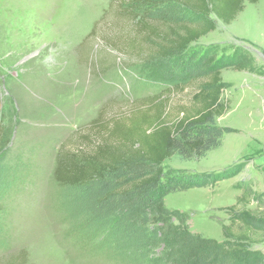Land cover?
<instances>
[{
  "label": "rangeland",
  "instance_id": "374dc122",
  "mask_svg": "<svg viewBox=\"0 0 264 264\" xmlns=\"http://www.w3.org/2000/svg\"><path fill=\"white\" fill-rule=\"evenodd\" d=\"M110 1L0 0V257L26 250L31 264H132L115 249L120 236L113 219L102 225L92 209L78 203L80 190L56 181L57 153L72 147L98 116L125 114L130 104L175 82L187 83L185 69L204 54L245 56L254 68L222 70L221 96L229 109L216 123L231 131L221 145L199 159L174 157L165 169L211 174L240 164L241 170L207 186L171 192L165 205L174 212V225L185 222L192 234L216 239L224 250L234 246L222 227L231 222L229 207L238 197L251 190L248 208L264 206V0H246L230 24L212 14L216 29L167 59L154 52H115L100 34L95 40L104 28L108 35H139L135 19L119 12L131 6L113 8ZM149 4L136 10L156 19L166 12ZM165 6L169 14L180 11ZM196 86L175 91L174 113L192 106ZM250 244L231 253L236 264H264V242Z\"/></svg>",
  "mask_w": 264,
  "mask_h": 264
},
{
  "label": "trees",
  "instance_id": "16d2710c",
  "mask_svg": "<svg viewBox=\"0 0 264 264\" xmlns=\"http://www.w3.org/2000/svg\"><path fill=\"white\" fill-rule=\"evenodd\" d=\"M245 1L111 0L113 8L124 3L131 6L119 12L135 19L139 35L122 34L121 30L108 35L109 30L104 28L94 38L97 40L100 34L103 45L115 52H154V56L172 58L216 29L212 14L230 24L244 9ZM145 3L155 4V8L163 6L166 12L162 11L157 19L150 18V13L140 14L136 8ZM165 5L180 11L169 14ZM112 23L107 21L105 25ZM228 67L238 71L254 68L245 56L229 60L204 54L185 69L190 79L187 83L175 82L172 88L140 99L130 104L125 114L111 111L98 116L72 147L61 146L57 153L56 181L62 187L80 190L78 203L92 209L102 225L113 219V231L120 236V246L115 249L132 264H236L232 252L246 249L250 243L264 242V206L248 208L255 196L251 190L244 191L229 207L233 217L222 227L226 239L234 244L231 250H224L216 239L192 234L185 222L174 225V212L165 205V196L171 192L207 186L241 170L240 164L211 174L167 173L165 169V162L174 157L190 160L206 156L231 131L216 123V118L229 109L221 96L225 86L222 70ZM187 85H197L192 106H181L174 113L171 109L175 91H183ZM100 193L104 194L99 196ZM0 264L31 263L26 250H20L0 257ZM249 264H261V260Z\"/></svg>",
  "mask_w": 264,
  "mask_h": 264
}]
</instances>
